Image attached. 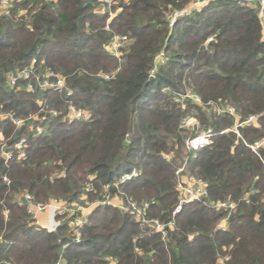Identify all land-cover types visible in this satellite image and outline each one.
<instances>
[{
    "label": "trees",
    "instance_id": "obj_1",
    "mask_svg": "<svg viewBox=\"0 0 264 264\" xmlns=\"http://www.w3.org/2000/svg\"><path fill=\"white\" fill-rule=\"evenodd\" d=\"M189 1L128 0L109 20L108 11L93 10L95 0H20L0 17V110L23 119L39 112L35 94L6 83L11 71L37 57L42 67L67 77L72 104L91 111L87 122L65 121L67 100L50 91L39 98L56 116L30 120L19 130L10 120L0 121L8 144L27 141L21 163H5L0 153V264H219L223 255V264H264V146L256 155L244 143L264 137L263 24L256 11L218 0L170 28L168 15ZM29 6L38 11L32 30L16 17ZM107 20L110 32L102 29ZM112 34L127 38L118 57L104 49ZM162 51L166 61L151 78ZM184 86L204 102L233 105L240 119L258 115V126L238 128L241 138L233 131L220 134L233 127L234 117L175 103L173 92ZM190 115L200 129L179 127ZM30 125L41 126L42 133L33 135ZM206 129L216 133L208 146L182 149L187 131L193 136ZM176 146L175 156L166 159ZM186 157L185 174L202 179L212 200L257 191L238 203L225 230L217 228L224 212L203 201L182 206L166 241L104 206L88 216L80 242L72 243L67 223L53 231L39 227L18 200L27 193L34 203L79 201L92 178L87 197L93 201L104 184L137 168L139 177L122 184L120 196L149 202L147 217L164 223L177 202L176 171ZM59 169L65 176L51 180Z\"/></svg>",
    "mask_w": 264,
    "mask_h": 264
},
{
    "label": "built area",
    "instance_id": "obj_2",
    "mask_svg": "<svg viewBox=\"0 0 264 264\" xmlns=\"http://www.w3.org/2000/svg\"><path fill=\"white\" fill-rule=\"evenodd\" d=\"M17 0H0V16H5L10 13V10L13 7V3ZM48 3H55L56 0H45ZM105 3L107 6H110L111 3L113 5H117V9L114 13H111L110 9L109 20L120 10L119 3H126L128 0H98ZM218 1V0H190L189 3L181 10L174 11L168 15V26L171 28L176 19L181 17H187L191 15L194 11H200L210 2ZM225 2L233 3L237 6L248 8L256 11L259 16L262 24L264 26V0H220ZM35 10H32L34 12ZM105 11H98L97 13H104ZM31 11L27 13L26 9L19 10L18 15L23 17L26 21L25 27L28 30H32V26L30 23ZM105 30H109V22L104 26ZM213 37H209L208 41H212ZM127 38L125 35L120 34H112L105 44L104 49L106 52L113 54L115 56H119L120 49L126 43ZM107 45V46H106ZM107 47V48H106ZM166 61V57L164 52H159L156 54L154 58V64L152 69L150 70V76L153 77L155 71L159 65L164 64ZM43 61L38 59L37 57H33L31 61L18 69L11 71L7 75V85L9 88L13 90H21L24 89L26 92L35 94L36 96H43L46 92H58L61 93L64 98L67 100L66 110L63 114L62 119L68 122L73 121H82L87 122L91 119V111L87 108H81L79 106H75L71 102V96L73 95V89L67 83V77L62 75L60 72L54 71L47 67H42ZM101 77L108 78L110 74L100 75ZM22 83V84H21ZM38 105L40 106L39 112L30 116L28 119H23L20 117H14L12 113H5L0 110V121L2 120H10L15 129L19 130L23 126L27 124L28 121H44L47 117L46 114L56 116L58 113L55 109L49 108L47 109L44 106L43 100H36ZM173 101L179 105H184L186 102H192L195 104L201 103L200 98L190 92V91H174L173 92ZM216 114H229L234 117V125L232 128L221 130L219 133H227L229 131L235 132L237 138H241V135L238 131V128L253 126H258V115H249L244 119H240L237 116L236 109L233 106L227 105L218 107ZM187 120V119H186ZM31 124V122H29ZM29 129L33 132V135H40L43 131L41 126L32 125L28 126ZM180 128L185 129H198V122L194 119L189 121H184ZM216 133L211 129L197 131V133L193 136H189L183 140L184 145L188 151H197L201 148L208 146L213 136ZM130 135H125V141H129ZM245 145L248 146L253 153L259 155V150L264 146V137L258 139L252 143L245 142ZM26 148L27 141L25 137L14 141L11 144H8L3 135L0 134V153L4 160V162L16 161L23 162L26 157ZM164 157L166 159H170V156L165 154ZM187 157L183 165H181L176 171V191H177V202L172 209L171 219L167 222H161L158 219H149L147 217V212L149 209V202L143 201L138 202L131 198L123 199L120 196V187L122 184L127 181L137 178L140 175V171L137 168H133L130 172L124 173L118 179L113 182L106 183L102 187L101 198L90 201L87 197V193L92 191L91 179L90 181H86L83 185L82 195L79 201L66 202L60 199H50L47 203H34L32 201V197L27 193H22L18 196V200L26 205L27 213L31 216L35 225L39 227H44L49 231L55 230L62 222L67 223L69 231L71 232V242L79 243L82 237V227L87 222L88 216L97 208L110 206L119 209L122 213L128 214L132 217V219L139 223L140 225H144L150 228V230L154 233H157L161 236L163 241L167 240V230L171 229L173 226V218L176 214L181 211L183 205L193 202V201H203L205 205L209 208L216 211H223L224 217L217 225L218 229L225 230L227 228V220L233 214L236 209L238 203L242 200H247L250 194L257 192L253 187L249 190L245 191L242 194H237L236 198L227 197L225 200H212L209 198L206 183L199 178L194 177H185L183 174L184 168L186 167ZM65 170L62 169L61 174H57L54 172L50 177L51 180L55 177H64ZM181 178L184 181H181ZM187 178V180H185ZM5 184H9L10 180L6 177H2ZM115 189L116 192L114 194L111 190ZM119 192V193H118ZM117 194V195H115ZM120 196V197H119ZM117 198V203L114 201V198ZM49 213H52L51 217H47ZM49 228H48V227ZM1 238V237H0ZM228 259L227 255L219 256L217 259V263L223 264ZM62 261V260H61ZM60 260L57 264H61ZM3 264H11L10 262H5Z\"/></svg>",
    "mask_w": 264,
    "mask_h": 264
},
{
    "label": "rangeland",
    "instance_id": "obj_3",
    "mask_svg": "<svg viewBox=\"0 0 264 264\" xmlns=\"http://www.w3.org/2000/svg\"><path fill=\"white\" fill-rule=\"evenodd\" d=\"M18 1H20V0H17L15 3H13V7L12 8H14V5L18 2ZM56 2H57V0H56ZM55 2V3H56ZM54 3V4H55ZM106 3V2H105ZM105 3H103V2H101V1H98V0H95V4H94V7H93V10L95 11V12H98V11H105V10H107V9H110L111 10V13H114L115 11H116V7H117V5H113V3H111L110 4V6H107ZM23 9H26L27 10V13L28 12H30L31 11V17H30V23H31V26L33 25V19H34V17H35V14L38 12L37 10H36V8L35 7H31V6H29V7H27V8H22V9H20V10H23ZM32 10H35L34 12H32ZM9 15V14H8ZM2 16V15H1ZM0 16V17H1ZM114 16V15H113ZM16 17H17V19L18 20H20V21H22L23 23H24V25H26V21H25V19L23 18V17H20V15H18V13H17V15H16ZM108 22H110L109 20H107L106 21V23H108ZM106 23L104 24V26L106 25ZM104 26L102 27V29L103 30H105L104 29ZM27 29V28H26ZM105 31H108V32H110L111 31V29H110V27H109V30H105ZM262 39L264 40V26H263V30H262ZM105 46V45H104ZM107 46V45H106ZM107 48V47H106ZM182 91H190V92H192V93H194V94H196L199 98H200V100H201V103H199V104H195V103H193V104H195V105H197V106H199L201 109V111L202 112H204V113H210V112H214V110L216 111V109L218 108V107H222V106H227V105H230V106H233V105H231V104H227V103H216V102H214V101H212V100H209V101H207V102H204L203 100H202V98H201V96L197 93V92H195V91H193V90H191V88L190 87H187V86H184V89L182 90ZM39 97H41V96H37V99L36 100H40V98ZM185 104V103H184ZM234 107V106H233ZM252 115H255V114H252ZM187 119V120H186ZM192 119H194V120H196L197 121V119L196 118H194L193 116H188L187 118H185L181 123H180V125L184 122V121H189V120H192ZM198 122V121H197ZM180 125H179V127H180ZM198 129H200V127H199V122H198ZM198 129H193V130H198ZM188 133H186V135L184 136V138H183V140L184 139H186L187 137H189V136H191V132L190 131H187ZM182 140V141H183ZM177 149V146L175 147V149H173L170 153H168L167 155H169L170 156V159L173 157V156H175V154H176V152H175V150ZM182 149L183 150H185L186 152H188V150L186 149V147H185V145H184V142H183V147H182ZM185 159V158H184ZM181 165H183V163L181 164ZM179 168V167H178ZM186 168V167H185ZM185 168H184V171H183V174L185 175V177H194V176H192V175H187V174H185ZM57 174H61V172H62V169H59V170H56L55 171ZM194 178H197V177H194ZM200 179V178H199ZM185 180H187V178H185ZM181 181H184L182 178H181ZM175 185H176V183H175ZM102 191V190H101ZM114 194V193H113ZM115 195H117V194H115ZM120 197V196H119ZM52 199H54V198H52ZM61 200V199H60ZM117 198L115 197L114 198V201L117 203ZM137 201V200H136ZM51 215H52V213H49V215H47V217H51ZM48 227V226H47ZM49 228V227H48ZM173 229V226H172V228L171 229H169V230H172ZM169 230H167V233H168V231ZM62 262V261H61ZM62 264V263H61Z\"/></svg>",
    "mask_w": 264,
    "mask_h": 264
},
{
    "label": "water",
    "instance_id": "obj_4",
    "mask_svg": "<svg viewBox=\"0 0 264 264\" xmlns=\"http://www.w3.org/2000/svg\"><path fill=\"white\" fill-rule=\"evenodd\" d=\"M152 78V77H151Z\"/></svg>",
    "mask_w": 264,
    "mask_h": 264
}]
</instances>
